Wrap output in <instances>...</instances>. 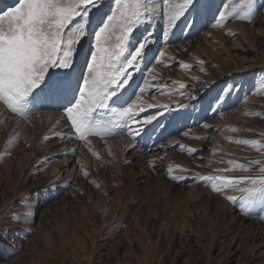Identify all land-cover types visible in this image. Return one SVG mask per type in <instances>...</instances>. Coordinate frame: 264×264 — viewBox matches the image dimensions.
<instances>
[{"label": "rangeland", "instance_id": "374dc122", "mask_svg": "<svg viewBox=\"0 0 264 264\" xmlns=\"http://www.w3.org/2000/svg\"><path fill=\"white\" fill-rule=\"evenodd\" d=\"M254 2L257 11L251 21L233 18L217 26L207 13L195 17L193 24L190 14L166 37L165 21L157 14L148 27L151 41L161 33L165 36L155 56L161 51L166 55L163 63L153 61L147 67H155L156 78L167 82L172 94L158 91L164 85L153 84L141 62L125 96L147 79L143 103L157 108L146 109L140 119L163 112L160 105L170 106L160 119L170 120L174 114L177 128L157 141L162 168L142 165L143 134L133 139L122 132L89 136L87 145L69 139L80 149L70 165L74 163L77 172L70 178L64 173L56 177L65 155L50 156L42 147H31L42 146L37 135L46 125L38 117L40 110L21 118L1 104L0 229L10 231L0 240V257L6 264H264V205L241 210L239 203L198 180L230 167L229 160L247 164L264 156V148L258 152L235 143L248 139L264 144V0ZM103 3L113 7V0ZM215 4L221 5V0ZM143 33L142 26L137 36ZM185 63L190 67L184 68ZM249 69L248 74L226 77ZM212 80L213 86L202 94ZM233 85L230 94L222 93ZM220 94L227 95L223 104L214 102ZM154 123L146 126L147 132ZM164 123L150 131L149 143ZM177 166L187 170L172 173L178 181L167 171ZM258 168L224 175H255ZM25 218L27 223L15 222Z\"/></svg>", "mask_w": 264, "mask_h": 264}, {"label": "snow or ice", "instance_id": "6c2138e0", "mask_svg": "<svg viewBox=\"0 0 264 264\" xmlns=\"http://www.w3.org/2000/svg\"><path fill=\"white\" fill-rule=\"evenodd\" d=\"M157 4L161 6L159 9ZM241 6L246 11H237ZM102 8L103 0H11L10 4L0 0V104L6 111L27 118L34 111L54 106L61 110V115L53 128L63 121L66 129L54 135L77 139L86 145L90 143L87 138L93 135L127 132L136 139L146 132L147 125L158 123L164 112L170 111L169 105H160L163 112L158 110L140 119L146 109L157 108L156 104L143 103V94L150 86L147 79L143 86L137 85L138 91L133 90L131 95L125 96L132 87L138 64L144 62L147 67L153 61L163 63L161 58L166 55L163 51L151 60L148 57L152 42L148 27L155 16L159 14L165 21L167 35L190 14L194 24L195 17L211 13L218 26L233 18L251 21L257 11L254 0H239V4L221 0V5H216L215 0H181L179 3L113 0V7L93 28V16ZM142 26L144 33L137 36ZM86 43L84 62L77 73L78 56ZM182 66L190 67L186 63ZM147 73L152 75L153 84L164 85L159 87L160 93L172 94L166 87L167 82L156 78L154 66L147 67ZM179 87L183 89L186 85ZM234 88V85L228 86L222 93L230 94ZM189 99L196 97L189 96ZM226 101L227 95L223 94L214 100L220 104ZM235 143L250 145L258 152L264 148L259 140L244 139ZM227 163L230 167L217 169L216 175L200 176L198 180L233 204L239 203L241 210L250 209L256 203L264 205V156L249 160L247 164L235 160ZM257 165L255 175H224L235 170L251 173ZM176 170L187 171L180 166L175 170L169 167L170 179H180L172 174ZM82 171L84 176L89 175L86 170ZM236 192L240 195L229 194ZM15 222L27 223V218ZM9 231L8 228L0 229V240ZM0 264H6L3 257H0Z\"/></svg>", "mask_w": 264, "mask_h": 264}, {"label": "bare ground", "instance_id": "6f19581e", "mask_svg": "<svg viewBox=\"0 0 264 264\" xmlns=\"http://www.w3.org/2000/svg\"><path fill=\"white\" fill-rule=\"evenodd\" d=\"M3 3L4 4H10L11 3V0H3ZM109 11V7L107 5H105L103 3V8L100 10V12H97L94 14L93 16V19H92V27L94 28L96 26V23L99 21V19L106 13ZM169 34V33H168ZM170 35V34H169ZM172 36V35H171ZM155 38L153 39V41L151 42V50L149 51L148 53V57H149V60L152 59L153 56H155V53L158 49V46L159 44H161V42H163V40H165V36L161 33L157 36H154ZM167 37V35H166ZM91 39V38H90ZM168 39V38H167ZM171 39V38H170ZM169 41V40H168ZM87 50V43L85 44V48L81 51V54L80 56H78V63H77V66H76V69L75 71L78 73L80 71V67L82 65V61H83V58H81V55L83 54V52ZM81 58V59H80ZM145 65V63H144ZM141 66V65H140ZM138 67V66H137ZM138 71V70H137ZM246 71V70H245ZM251 72V69L247 70L246 72H229L227 76H237L239 74H248ZM138 73V72H137ZM138 77L140 76V74H137ZM137 77V78H138ZM136 78V80H137ZM135 80V78H134ZM167 81V80H166ZM215 81V80H214ZM213 80L209 83V84H206L203 86L202 88V94L204 93H207L210 89V85L213 86ZM172 84V83H171ZM130 91V90H128ZM184 101V100H183ZM186 101V100H185ZM183 105V104H182ZM4 108V107H3ZM0 104V123L3 121V114L1 113L2 110H4ZM5 111V110H4ZM147 111V110H146ZM214 112V111H213ZM145 113H141V115H143ZM36 115V113H35ZM34 115V116H35ZM60 115H61V110L56 108V107H45V108H42L40 109V115L38 116L39 119H41L42 123L46 125V128L44 131H39L38 132V135H37V139H41L40 142H42V146H38V144L35 146H31L32 148H36V149H40L41 147L45 149V151L50 155H65V158L64 160L62 161V164H59V168L57 170V173H56V177L59 175H63L66 174L67 176L72 173L73 171H76L77 172V168L75 166V164L73 163L72 167H70V165L72 164V162H74L75 159H72V157H75L76 154H77V150L79 151L80 149L78 147L75 146V143L72 142L70 143L69 142V138L67 136H64V137H57L56 135H54V133H57V132H62V131H66L65 129V126H64V123L63 121L61 122V124L58 126V127H55L53 128V125H55L57 119L60 118ZM174 115V114H173ZM173 115H170L171 118L170 120H167L165 121V117L160 119L158 123H154L152 126H151V130L153 128H157V126L160 124V123H163V122H166L162 125L161 129H159L157 131L156 135L152 140L153 142L149 143L148 142V139H149V134H150V131L149 132H145L143 134V137L146 138V144L144 145L143 147V150L140 152V155H141V158H143V162H142V165L143 166H147L148 168L150 169H153V170H156L157 167H161V157H160V153L161 151L159 150L158 146H160L159 144H157V141L159 139H162L163 136H166L168 135L169 133H172L175 131V129L177 128L176 127V124L174 122L175 120V117ZM36 118V117H35ZM34 118V119H35ZM33 121V120H32ZM40 121V120H39ZM38 121V122H39ZM16 122V121H15ZM36 123V122H35ZM20 126V125H19ZM180 128V127H179ZM14 130V129H13ZM26 130V129H24ZM29 130V129H28ZM15 131V130H14ZM34 131V129H33ZM27 132V131H26ZM14 133V132H13ZM23 133V132H22ZM30 133V132H29ZM17 134V133H16ZM22 135V134H21ZM20 135V136H21ZM26 135V134H25ZM33 135V134H32ZM31 136V135H30ZM48 136L50 137V139L48 140H45L44 138ZM15 138V137H14ZM14 138H13V141H14ZM21 139V138H20ZM17 140H18V137H17ZM71 140V139H70ZM16 141V139H15ZM44 141V142H43ZM81 143V142H80ZM84 143V142H83ZM20 146V145H19ZM82 150V149H81ZM83 152V151H82ZM80 153V152H79ZM68 155V156H66ZM78 155V154H77ZM51 156V155H50ZM152 156H158L160 158H152ZM71 158V159H70ZM77 159V157H76ZM163 160V159H162ZM76 162V161H75ZM58 164V163H57ZM160 164V165H159ZM78 167V166H77ZM94 168V167H93ZM145 168V167H144ZM162 168V167H161ZM55 170V169H54ZM79 170V169H78ZM149 170V169H148ZM159 170V169H158ZM146 171V170H145ZM150 171V170H149ZM55 172V171H53ZM66 172V173H65ZM79 172V171H78ZM149 173V172H148ZM152 173V171H151ZM27 175V174H26ZM29 175V174H28ZM72 175V174H71ZM79 175V174H78ZM76 176V175H75ZM141 176L143 177V174H141ZM140 176V177H141ZM26 177V176H25ZM69 177V176H68ZM78 177V176H76ZM80 177V176H79ZM50 178V177H49ZM59 178V177H58ZM70 178V177H69ZM25 179V178H24ZM186 179V178H185ZM48 180H46L47 182ZM83 181V180H82ZM178 181V180H177ZM178 183V182H177ZM47 184V183H45ZM177 187V186H176ZM236 209V208H235Z\"/></svg>", "mask_w": 264, "mask_h": 264}]
</instances>
